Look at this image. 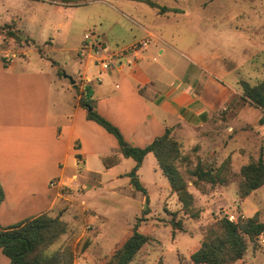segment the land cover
<instances>
[{
  "label": "rangeland",
  "instance_id": "rangeland-1",
  "mask_svg": "<svg viewBox=\"0 0 264 264\" xmlns=\"http://www.w3.org/2000/svg\"><path fill=\"white\" fill-rule=\"evenodd\" d=\"M140 24L154 30L166 26L178 40L199 42L206 48L212 40L223 43L233 37L232 43L239 47H234V64L244 63L234 73V88L239 93L224 95L226 107L216 116L218 124L202 131L205 137L201 132L194 133L189 141L175 136L180 150L174 165L192 195V211L182 209L152 152L146 153L138 166L129 158L101 171V163L87 157L86 167L99 173V184L95 180L93 185L88 184L90 189L78 185L82 178L73 179L72 169H67L63 182L68 187L60 190L68 201L59 199L57 203L63 206L58 214L68 211L63 219L66 230L46 247V252L66 248L72 264H108L138 219H142L139 230L152 239L129 264H194L190 255L219 231L220 218L240 223L256 217L264 222V184L244 196L240 172L264 149V127L258 123L261 109L240 98L243 81L254 85L264 78V0H0V46L15 54L16 64L29 62V69L39 70L42 64L54 62L59 73L73 75L76 85L85 84L79 77L76 50L85 31L99 32L106 41V51L118 53L117 60L121 50L141 40L155 51L154 39L146 37ZM233 27L234 35L225 33ZM178 57L166 48L160 59L170 64ZM99 70L95 65L89 74ZM86 98L83 95L82 99ZM27 144H23L24 150H29ZM29 147L32 149L33 142ZM112 147L113 143L106 149L111 151ZM28 157L25 161H34L33 156ZM69 166L73 167L71 160ZM196 169H211L222 181L211 184L197 179L193 175ZM132 172L147 190V214L142 212L146 206L143 194L129 181ZM172 218L181 221L182 229H173ZM6 221L10 218L3 217L0 224L5 226ZM244 239L243 256L230 264H264V245L246 236ZM0 264H8L1 250Z\"/></svg>",
  "mask_w": 264,
  "mask_h": 264
},
{
  "label": "crops",
  "instance_id": "crops-1",
  "mask_svg": "<svg viewBox=\"0 0 264 264\" xmlns=\"http://www.w3.org/2000/svg\"><path fill=\"white\" fill-rule=\"evenodd\" d=\"M140 26L146 37L154 39L155 51L141 40L146 42L144 47L136 54H122L107 70L100 68L90 50L81 51L80 42L76 49L79 77L92 92L86 99L133 146L148 145L166 129L172 137L186 141L192 140L196 132L205 137L202 131L218 124L216 116L226 107L224 95L230 97L236 92L234 73L244 64H234V47H239L232 43L233 37L228 43L212 40L206 48L199 42L186 44L178 40L166 26L156 30ZM224 31L234 35V27ZM96 33L105 46L106 41ZM0 48V183L4 191L0 223L3 217L10 218L6 222L11 224L41 213L55 216L63 209L62 203L57 205L58 200L68 201L60 190L66 186L63 181L67 169H72L73 179L82 178L78 185L90 189L95 180L99 184V173L86 167L87 157L101 163L99 171L108 169L101 158L119 153V146L111 133L87 119V111L79 103L85 95L84 86L76 85L73 75L72 83L66 73L64 76L56 70L54 62L31 70L29 62L16 64L15 54ZM166 48L179 55L170 64L160 59ZM95 65L99 72L89 74ZM25 142L29 150H24ZM111 143L115 147L109 151L106 146ZM28 156L34 161H25L30 159ZM129 158L121 156L120 162ZM70 160L73 167L69 166ZM66 212L62 211V219Z\"/></svg>",
  "mask_w": 264,
  "mask_h": 264
},
{
  "label": "trees",
  "instance_id": "trees-1",
  "mask_svg": "<svg viewBox=\"0 0 264 264\" xmlns=\"http://www.w3.org/2000/svg\"><path fill=\"white\" fill-rule=\"evenodd\" d=\"M199 83L202 85L201 81ZM241 88L240 96L261 109L262 116L258 122L264 124V78L254 85L243 81ZM91 93L90 85L86 84L84 86L85 96L89 97ZM79 103L86 109L87 119L102 126L117 140L119 153H108L101 158L105 168L119 163L121 156L132 158L136 163L135 166H138L145 154L152 152L157 159L158 166L167 178L171 190L181 202L182 209L192 211V195L187 190L182 174L174 165L180 150V143L170 135L169 129H166L162 135L144 147L133 146L124 139L116 125L93 109L91 102L81 97ZM240 172L244 178L242 195L245 196L251 190L263 185L264 149L260 150L256 160L242 166ZM193 175L197 179L206 180L211 184L222 181V178H218L211 169H196ZM130 183L144 196L146 206L142 212L149 213V196L146 188L140 184L135 175L130 177ZM3 198L4 191L0 183V203ZM60 215L50 216L47 213H41L5 226L0 224V250L7 257L8 264H72V256L66 248L49 254L46 252V247L52 245L60 235L65 233L66 223ZM141 220L136 221L131 235L115 250L108 264H129L140 248L152 239L151 236L139 230ZM170 223L173 229H182L180 220L172 218ZM263 229L264 222L259 221L256 217L246 218L240 223L222 217L219 220V231L203 240L199 248L190 255V259L194 264H230L243 256L246 249L244 236L254 239L258 243V235Z\"/></svg>",
  "mask_w": 264,
  "mask_h": 264
},
{
  "label": "built area",
  "instance_id": "built-area-1",
  "mask_svg": "<svg viewBox=\"0 0 264 264\" xmlns=\"http://www.w3.org/2000/svg\"><path fill=\"white\" fill-rule=\"evenodd\" d=\"M146 45L145 41L138 42L133 44L123 50L120 51H129L130 53L136 54V52ZM85 49L90 50L93 56V59L97 64L101 67L102 70H107L109 67L115 65L116 55L118 53L106 51V47L104 46L103 41L99 39L98 33L93 30L85 31L82 37V49L83 52ZM103 52L102 56H99ZM83 54V53H81ZM258 243L264 245V229L258 235Z\"/></svg>",
  "mask_w": 264,
  "mask_h": 264
},
{
  "label": "water",
  "instance_id": "water-1",
  "mask_svg": "<svg viewBox=\"0 0 264 264\" xmlns=\"http://www.w3.org/2000/svg\"><path fill=\"white\" fill-rule=\"evenodd\" d=\"M63 75L66 76L65 73H63ZM68 78H69V80H70L72 83L74 82V80H73L71 77L68 76ZM133 175H134V172H132L130 176L132 177Z\"/></svg>",
  "mask_w": 264,
  "mask_h": 264
}]
</instances>
